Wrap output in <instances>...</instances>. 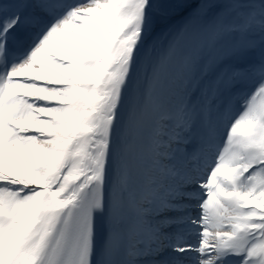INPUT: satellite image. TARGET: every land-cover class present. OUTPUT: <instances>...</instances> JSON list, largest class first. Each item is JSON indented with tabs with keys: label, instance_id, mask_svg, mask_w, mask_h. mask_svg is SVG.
Segmentation results:
<instances>
[{
	"label": "snow or ice",
	"instance_id": "1",
	"mask_svg": "<svg viewBox=\"0 0 264 264\" xmlns=\"http://www.w3.org/2000/svg\"><path fill=\"white\" fill-rule=\"evenodd\" d=\"M0 264H264V0H0Z\"/></svg>",
	"mask_w": 264,
	"mask_h": 264
}]
</instances>
